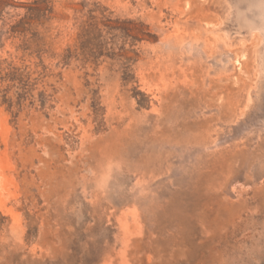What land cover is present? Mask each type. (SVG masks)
<instances>
[{
  "label": "rangeland",
  "instance_id": "374dc122",
  "mask_svg": "<svg viewBox=\"0 0 264 264\" xmlns=\"http://www.w3.org/2000/svg\"><path fill=\"white\" fill-rule=\"evenodd\" d=\"M0 264H264V0H0Z\"/></svg>",
  "mask_w": 264,
  "mask_h": 264
}]
</instances>
